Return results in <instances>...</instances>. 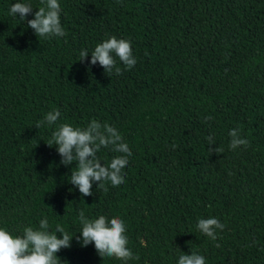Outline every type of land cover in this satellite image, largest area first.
I'll return each mask as SVG.
<instances>
[{"label":"trees","instance_id":"trees-1","mask_svg":"<svg viewBox=\"0 0 264 264\" xmlns=\"http://www.w3.org/2000/svg\"><path fill=\"white\" fill-rule=\"evenodd\" d=\"M0 264H264V0H0Z\"/></svg>","mask_w":264,"mask_h":264}]
</instances>
